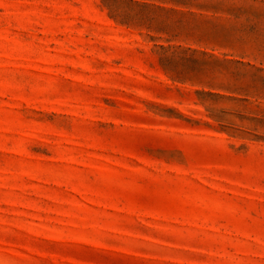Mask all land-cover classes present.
<instances>
[{
	"label": "rangeland",
	"instance_id": "rangeland-1",
	"mask_svg": "<svg viewBox=\"0 0 264 264\" xmlns=\"http://www.w3.org/2000/svg\"><path fill=\"white\" fill-rule=\"evenodd\" d=\"M0 264H264V0H0Z\"/></svg>",
	"mask_w": 264,
	"mask_h": 264
}]
</instances>
